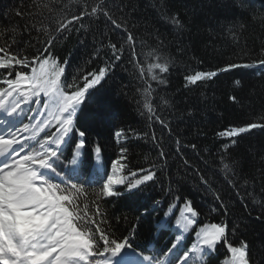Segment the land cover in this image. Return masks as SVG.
<instances>
[{"label": "trees", "instance_id": "1", "mask_svg": "<svg viewBox=\"0 0 264 264\" xmlns=\"http://www.w3.org/2000/svg\"><path fill=\"white\" fill-rule=\"evenodd\" d=\"M48 2L0 0V43L15 38L13 49L29 58L38 55L44 47L45 29L52 31L55 27V17L50 21L46 19L49 13L45 10L41 14L37 8V4ZM99 2L58 0L57 8L64 4L68 8L57 14L70 17L85 3L90 6ZM103 4L123 28H116L102 15L91 20L85 17L65 38L58 34L49 50L64 65L65 77L76 78L79 86H83L84 76L112 65L106 80L90 90L95 93L92 102L86 100L82 115L78 114V127L86 130L81 159L89 166L96 164L94 149L99 145L101 177L119 158L125 166L126 180L144 175L141 169L154 170L156 175L134 196L97 201L107 221L101 227L114 238H129L140 252L147 253L149 246L156 244L167 255L182 231L177 220L184 212V202L190 200L199 212L196 225L180 237L169 259L180 262L177 257L196 242L199 227L226 223L228 243L238 246L246 241L251 264H264V129L240 134L235 144L218 135L225 129L264 123V65L258 63L264 59V0H103ZM172 15L182 22L181 29L170 23L168 17ZM81 23L83 28L79 27ZM128 33L135 38L134 54L126 40ZM233 33L238 40L233 39ZM112 43L124 49L118 61H113ZM156 55L169 63L167 73L154 70L164 78L163 84L150 80L147 72ZM137 62L145 68L143 78ZM229 63L252 66L219 72L202 84L191 85L185 80L186 76L216 71ZM148 84L152 104L167 128L149 119L142 107V92ZM232 96L236 101L230 99ZM35 111L34 107L28 115ZM116 131L124 133V144L115 143ZM122 148L127 151L121 153ZM161 151L166 159H161ZM222 157L233 169L227 176L222 170ZM69 160L66 151L62 164L65 179L74 178L69 175ZM94 172L91 167L85 168L86 185ZM201 176L208 184L201 182ZM230 179L235 188L228 183ZM100 186L96 180L86 186L87 195L78 197L81 209L87 202L88 211H95L93 200ZM156 224L167 226L168 231L156 228ZM217 248L205 264H227V248Z\"/></svg>", "mask_w": 264, "mask_h": 264}, {"label": "snow or ice", "instance_id": "2", "mask_svg": "<svg viewBox=\"0 0 264 264\" xmlns=\"http://www.w3.org/2000/svg\"><path fill=\"white\" fill-rule=\"evenodd\" d=\"M57 3L58 0H49L48 3L37 4L41 14L45 10L49 13L46 19L51 21L55 17L54 29H45L44 47L38 55L29 58L13 49L15 38L0 43V70H4L0 72V264H176L173 259L160 260L145 255L134 247L129 238H114L101 227L107 221L97 201L126 194L134 196L142 190V184L153 181L156 173L151 169H141L145 174L134 180H126L123 175L114 177L105 174L101 177L98 161L102 149L99 145L94 149L96 164L89 166L81 159L86 130L78 127L79 115H82L85 101L92 102L95 93L90 90L106 80L112 65L106 64L98 71L84 76V84L79 86L76 78L70 80L65 77L64 65L59 64L49 50L58 34H63L61 38H65L77 22L83 21L85 17L91 20L102 15L116 28H123V25L113 18L103 0L90 6L85 3L78 13L70 17L57 14L68 8L67 4L57 8ZM168 19L178 30L183 27L177 16L172 15ZM261 22L264 23V17ZM79 27L83 28L84 24L81 23ZM233 39L238 40L239 36L233 33ZM126 40L134 54L135 38L128 33ZM109 47L112 49L113 61L120 60L123 47L118 48L114 43L109 44ZM155 60L148 64L147 72L150 80L163 84L164 78L154 70H159L160 74L167 73L169 63L159 55H156ZM258 63L264 65V59ZM251 66L229 63L216 71H201L186 76L185 80L191 85L202 84L216 77L219 72ZM136 67L143 78L144 66L137 62ZM25 68L29 71H23ZM235 83L239 84V81ZM142 96V107L148 118L155 119L167 128V122L161 119L152 104L150 84L143 90ZM230 99L236 101L237 98L232 96ZM34 107L37 111L34 115H28L33 113ZM36 116L44 118L36 121ZM25 119L28 123L24 122ZM257 128L264 129V123H249L225 129L218 135L228 137L229 144H235V137ZM41 132H44L43 136H40ZM121 135V132L116 133L117 137ZM76 136L80 138L78 141ZM191 147L196 146L193 144ZM227 147L225 145V149ZM66 151L72 165L69 175L73 179H65L63 175L62 164ZM126 151V148L121 149V153ZM159 155L162 160L166 159L163 151ZM221 159L222 170L227 176L233 169L229 163L223 162V157ZM87 167L95 169V172L86 185L83 181ZM124 167L117 160L112 166V172L122 173ZM131 175L136 177L137 173L132 172ZM200 179L202 183L208 184L203 176ZM94 180L101 186L93 200L95 211L89 212L87 202L81 209L78 197L87 195L85 188L90 187ZM228 183L236 187L231 179ZM216 199L223 206L218 194ZM144 214H147V209ZM198 216L199 212L192 207L191 201H185L184 212L177 220L178 229L182 231L178 232L172 249H177L180 237L195 227ZM228 235L226 223L201 226L195 232L196 242L177 259L180 264H205L206 258L221 245L230 254L227 264H251L247 242L240 241L238 246H234L228 243Z\"/></svg>", "mask_w": 264, "mask_h": 264}, {"label": "rangeland", "instance_id": "3", "mask_svg": "<svg viewBox=\"0 0 264 264\" xmlns=\"http://www.w3.org/2000/svg\"><path fill=\"white\" fill-rule=\"evenodd\" d=\"M120 162H121V160H120ZM116 166H117V168H119V165H116ZM141 176H143V175H141ZM141 176H140V177H141ZM136 178H138V177H136ZM136 178H134V179H136ZM134 179H133V180H134ZM149 182H150V181H149ZM149 182H145V183L142 184L141 186H143V185H145V184H147V183H149Z\"/></svg>", "mask_w": 264, "mask_h": 264}, {"label": "bare ground", "instance_id": "4", "mask_svg": "<svg viewBox=\"0 0 264 264\" xmlns=\"http://www.w3.org/2000/svg\"><path fill=\"white\" fill-rule=\"evenodd\" d=\"M111 175H113L114 177H115V176H118V172H117V173H113V172H112Z\"/></svg>", "mask_w": 264, "mask_h": 264}]
</instances>
